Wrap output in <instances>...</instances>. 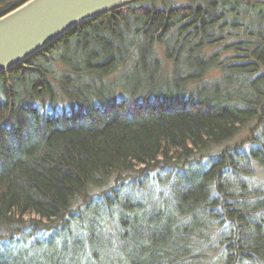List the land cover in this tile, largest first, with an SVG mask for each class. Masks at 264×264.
Instances as JSON below:
<instances>
[{"label": "trees", "instance_id": "obj_1", "mask_svg": "<svg viewBox=\"0 0 264 264\" xmlns=\"http://www.w3.org/2000/svg\"><path fill=\"white\" fill-rule=\"evenodd\" d=\"M28 1L0 0V18ZM187 1L142 0L85 21L0 75V239L29 232L52 244L78 202L94 217L98 197L110 204L96 190L113 175L171 168L168 197L121 202L138 207L119 221L126 263L209 264L223 220L217 262L264 264V5ZM212 69L222 76L206 80ZM59 99L68 110H45ZM89 234L101 264L110 246ZM9 250L0 264H14Z\"/></svg>", "mask_w": 264, "mask_h": 264}, {"label": "rangeland", "instance_id": "obj_2", "mask_svg": "<svg viewBox=\"0 0 264 264\" xmlns=\"http://www.w3.org/2000/svg\"><path fill=\"white\" fill-rule=\"evenodd\" d=\"M155 5L162 7H176V6H187V0H167L164 5L161 2H157ZM210 53H214L215 51L209 50ZM159 57L162 61L164 67H167L166 61L159 52ZM54 70L60 71L61 67L59 65L53 66ZM260 73H264V69L260 71ZM221 73L219 70L212 69L207 76L206 80H216L221 77ZM2 95L0 93V99ZM68 102L63 99H59L53 106H49L46 104L45 110H53L58 113H62L68 110ZM251 122L247 126L240 129L239 134L234 137L231 141L226 144L217 147L218 150L226 147V146H234L237 143L241 142L248 135L247 127L253 125ZM193 162L199 159V156L196 155L193 158ZM202 163H205L204 159H200ZM168 168V167H167ZM173 171L168 169L162 171H153L147 174L145 177H136L129 178L128 180L117 178V175H113L111 179H109L106 184L102 186V188H98L96 190V194H103L105 192L108 196V200L110 204H106L103 200H101V196L99 198L100 209H98L97 215L94 217L93 213H88V211L81 206L78 202L77 206L74 208V212L70 216V222L66 228H61L62 237L57 236L54 240H52V244L46 240V236L40 234L26 233L22 236L15 235L12 238V241L6 239H0V250L4 251L9 250V259L14 264H54V259H50L51 256L59 255L63 251V247L67 246L66 254L62 255V264H98L99 262L95 260L92 262L90 259H93L94 253L98 254L100 257V249H97V244L90 242V232L95 233L98 236H102L103 243L110 246L109 255L106 253L102 254L101 264H127V259L124 256V253H119V236L120 233H125L126 227L122 228L120 225V218L123 217L124 220H131L136 212L134 211L137 206H134L132 210L124 211L121 202H125L126 200H130V202L135 203V200H143V198H157V197H168L167 186H165L161 180H167L166 185H168L170 181V176H172ZM135 175H138L137 173ZM114 196V198H113ZM145 200V199H144ZM83 211L80 213V211ZM123 210V212H122ZM85 216H89L94 218L93 221H96L95 226H90L88 229V221ZM27 221H36L38 217L35 215H28L24 218ZM222 220V219H221ZM227 223L222 220V238L224 239L227 236L228 229H226ZM46 235V234H45ZM60 235V234H59ZM60 237V238H59ZM92 237V236H91ZM213 240L210 243L209 249L213 250L212 256L209 258V264H220L217 262V253L222 250L220 247V241L222 238H218L217 236L211 237ZM61 239L62 240L61 242ZM76 242V245L73 244ZM93 244L95 247L93 248ZM75 247V248H74ZM94 249V250H93ZM105 250V249H104ZM107 251V250H105ZM7 256V255H6ZM97 259V258H96ZM111 260V261H110ZM86 261H88L86 263ZM199 264V263H198ZM205 264V263H203Z\"/></svg>", "mask_w": 264, "mask_h": 264}, {"label": "water", "instance_id": "obj_3", "mask_svg": "<svg viewBox=\"0 0 264 264\" xmlns=\"http://www.w3.org/2000/svg\"><path fill=\"white\" fill-rule=\"evenodd\" d=\"M142 0H29L0 18V75L79 24ZM264 5V0H239Z\"/></svg>", "mask_w": 264, "mask_h": 264}]
</instances>
